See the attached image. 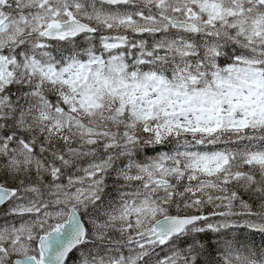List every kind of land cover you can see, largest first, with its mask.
Instances as JSON below:
<instances>
[{
    "label": "snow or ice",
    "instance_id": "1",
    "mask_svg": "<svg viewBox=\"0 0 264 264\" xmlns=\"http://www.w3.org/2000/svg\"><path fill=\"white\" fill-rule=\"evenodd\" d=\"M0 264H264V0H0Z\"/></svg>",
    "mask_w": 264,
    "mask_h": 264
}]
</instances>
